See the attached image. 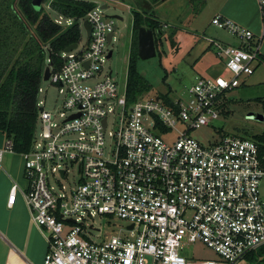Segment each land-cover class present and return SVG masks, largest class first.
I'll return each instance as SVG.
<instances>
[{
  "label": "built area",
  "instance_id": "2783aa9c",
  "mask_svg": "<svg viewBox=\"0 0 264 264\" xmlns=\"http://www.w3.org/2000/svg\"><path fill=\"white\" fill-rule=\"evenodd\" d=\"M257 2L264 28V0ZM55 22L73 24L62 16ZM85 22L91 26L88 46L82 50L77 43V49L64 50L58 70L48 61V82L65 96L63 121L54 123L38 98L34 146L23 155L28 182L24 195L32 221L48 243L43 264H238L264 246L260 145L253 139L224 137L204 147L191 136L217 121L226 95L255 73L263 37L217 15L211 25L236 42L211 41L227 77L197 76L171 106L161 97L129 103L127 87L121 89L112 71L105 80L91 83L110 59L115 35L111 44L108 36L115 21L96 7L80 21V29ZM110 116L114 131L108 133ZM171 134L173 141L167 139ZM5 152H12L11 141L0 150V162ZM74 167L80 178L65 186ZM18 191L14 184L9 206ZM105 215L126 221L128 234L93 239L101 230L85 226L84 218ZM185 241L203 244L218 258L193 261L183 256Z\"/></svg>",
  "mask_w": 264,
  "mask_h": 264
},
{
  "label": "rangeland",
  "instance_id": "374dc122",
  "mask_svg": "<svg viewBox=\"0 0 264 264\" xmlns=\"http://www.w3.org/2000/svg\"><path fill=\"white\" fill-rule=\"evenodd\" d=\"M50 1L46 0L44 8L54 20H59V16L50 9ZM93 2L98 8L103 9L107 20H114L118 29L115 40L109 50L113 51V57L103 65V74L92 84L103 81L112 71V78L117 81L121 89L127 87L128 68L131 58V47L133 40V13L140 12V7L136 0H80ZM216 0H173L165 6L157 5L152 11L147 12L149 16L159 20L163 27H168L165 34L156 32L155 38L158 41L157 55L148 60L136 59V70L150 84L151 89L139 97L150 99L159 97L161 93L171 91L174 99L183 97L187 88L194 85L196 77L215 78L219 75L226 76L228 73L218 67L220 60L216 57L214 47L210 46L206 51L203 47L206 44L201 40L203 36L221 42L219 38L228 36L226 32L214 28L210 21L214 11L217 9ZM119 16L123 20L115 19ZM178 29V30H177ZM179 31L185 35L183 41L172 44L170 34ZM80 49H85L88 44L87 31L80 29ZM195 37H200L202 47H197ZM229 37V36H228ZM181 40V42H180ZM221 67V68H220ZM209 70V71H208ZM253 76L249 77L246 80ZM43 93L39 95V100L45 101L46 110L51 113L54 123L61 124L60 117L63 111L65 96L60 93L57 85L43 80L41 83ZM261 96V95H260ZM258 97L256 88L241 86L226 95V102L220 118L208 127L192 132L191 136L198 140L204 147H210L219 143L224 137H239L253 139L254 135L264 132V122H259L249 118L250 114L264 115V96ZM108 133L114 131L113 117H109ZM107 133V137H108ZM169 141L175 139V134H171ZM80 178L78 167L69 170V178L63 184L70 186ZM53 183H55L53 181ZM261 196L264 199V182L260 185ZM85 226L94 225L101 230L100 235L94 234L93 239L101 241L105 236H111L122 232L128 234L126 228L128 223L113 216H98L95 218H84ZM87 227H83L86 234H90ZM98 234V233H97ZM183 244L182 255L193 261L215 260L217 254L201 243ZM238 264H264V258L260 262L250 259H243Z\"/></svg>",
  "mask_w": 264,
  "mask_h": 264
},
{
  "label": "trees",
  "instance_id": "16d2710c",
  "mask_svg": "<svg viewBox=\"0 0 264 264\" xmlns=\"http://www.w3.org/2000/svg\"><path fill=\"white\" fill-rule=\"evenodd\" d=\"M0 0V132L12 142V152L30 153L38 129L39 89L50 61L60 69L62 52L80 42V21L97 7L93 2L80 0H52L50 9L58 16L73 20L69 27L58 25L44 8L46 0ZM141 27L155 34H165L161 22L147 12L133 13V40L128 68L127 100L137 101L151 89L150 84L136 70L138 32ZM175 45V33L170 36ZM158 49V41L155 38ZM168 105L174 104L171 91L160 96ZM264 102V101H263ZM264 154V132L253 137ZM264 258V246L246 256L254 262Z\"/></svg>",
  "mask_w": 264,
  "mask_h": 264
},
{
  "label": "crops",
  "instance_id": "0c3cea01",
  "mask_svg": "<svg viewBox=\"0 0 264 264\" xmlns=\"http://www.w3.org/2000/svg\"><path fill=\"white\" fill-rule=\"evenodd\" d=\"M172 1L173 0H136L140 7V12L142 13L152 11L157 5L165 6ZM216 1L218 6L214 11L212 19L217 15H222L232 19L244 28L251 30L257 37H263L261 43V57L256 71L252 75L253 79L250 78L247 84L243 85L249 86V88H256L258 97L260 95V97H263L264 28L260 6L257 0ZM205 2L207 4L209 0H205ZM228 36L219 38L221 43L230 45L235 44V40L230 35ZM184 37L185 35L179 33V31L175 32V41L177 43L179 39L183 41ZM199 38L200 37H195V41H197L196 46L202 47L203 43H200L201 41ZM201 40L206 42L203 51H206L211 46V41H215L206 36H203ZM220 65L222 70L225 71L222 60H220L218 67ZM6 142V136L0 132V150L5 147ZM24 167L25 158L23 155H18L13 152H5L3 154L0 162V264H43L45 255L48 251V243L40 229L32 221L30 209L24 195V191L28 187V182L24 175ZM14 184L19 187L20 191L16 194L15 203L9 206L10 191Z\"/></svg>",
  "mask_w": 264,
  "mask_h": 264
},
{
  "label": "water",
  "instance_id": "95a60500",
  "mask_svg": "<svg viewBox=\"0 0 264 264\" xmlns=\"http://www.w3.org/2000/svg\"><path fill=\"white\" fill-rule=\"evenodd\" d=\"M36 6H40L41 0H38L36 3ZM107 6H103L102 9H107ZM113 18L123 20L119 16H114ZM84 28L87 31L88 37H91V26L88 22L84 23ZM117 25L114 27V30L112 33L109 34L108 36V42L111 44L113 37L115 33L117 32ZM160 34L159 32H157ZM78 44H73L69 46L68 48L65 49V53H69L75 49H77ZM157 55V47H156V42H155V33L147 29L145 27H141L138 32V56L141 60H148L152 59ZM113 57V51L110 52L109 58ZM88 66V64H86ZM52 67V64L50 65ZM50 67H47L44 73L43 80L48 81L49 78L51 77V70ZM250 119L259 121V122H264V115H255V114H250L249 115ZM104 125L106 126V120L104 121ZM130 229H133V226L129 227Z\"/></svg>",
  "mask_w": 264,
  "mask_h": 264
}]
</instances>
